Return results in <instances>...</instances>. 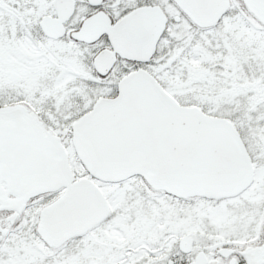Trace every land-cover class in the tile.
Returning a JSON list of instances; mask_svg holds the SVG:
<instances>
[{"label": "snow or ice", "instance_id": "6c2138e0", "mask_svg": "<svg viewBox=\"0 0 264 264\" xmlns=\"http://www.w3.org/2000/svg\"><path fill=\"white\" fill-rule=\"evenodd\" d=\"M0 264H264V0H0Z\"/></svg>", "mask_w": 264, "mask_h": 264}]
</instances>
